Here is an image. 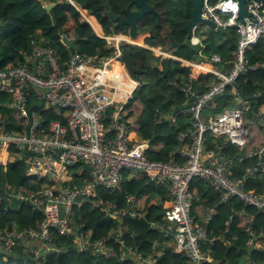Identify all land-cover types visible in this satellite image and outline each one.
<instances>
[{
	"label": "built area",
	"instance_id": "obj_1",
	"mask_svg": "<svg viewBox=\"0 0 264 264\" xmlns=\"http://www.w3.org/2000/svg\"><path fill=\"white\" fill-rule=\"evenodd\" d=\"M245 6L248 18L242 20L238 0H202L200 15L214 24L208 31L235 30L236 55L231 62H223L218 54L206 58V45L196 35L199 25L192 29L190 40L200 46L203 62H211L205 72L213 79L205 89L196 90L191 84L182 89L191 100V107L180 110L170 121L175 124L178 114H183L190 115L191 123L188 129L178 132L179 144L166 161L148 159L143 143L131 142L123 112L133 98V91L129 96L120 87L124 79L122 73L119 78L105 76L111 64L122 60L123 51L119 48L109 56L98 58L76 51L63 62L54 47L32 38L30 53H23V64L0 69V91L8 98L4 106L14 117L12 121L0 114V166L6 170L11 158L23 161L25 177L43 178L48 183L37 190L5 185L0 202L28 203L33 211L42 214L43 220L26 229H0L2 253L11 254L17 249L36 257L48 252L58 253L63 246L56 244L59 238L72 242L77 252L89 250L106 260L117 258L120 262L133 261V264H160L153 251L144 253L137 244H127L123 238L126 217L145 220L147 215L139 211L137 199L126 194L128 206L120 208L116 202L99 197V188L122 192L129 174L142 175L164 191L156 201L157 206H164L162 217L147 221L148 230L173 241L174 252L183 254L190 264L211 262L204 249L215 246L218 241L232 244L225 236L209 234L216 207L199 206L201 216L193 215V202L199 200L191 191L195 179L203 180L219 193L216 206L239 200L245 207L264 213V191L258 193L246 186L248 177H264V113L259 108L253 116L262 128L263 143L257 149L246 151L250 131L245 125V113L252 112L254 98L246 100L236 89L241 76L264 69V61L252 62L247 57L249 48L264 38V1L247 0ZM26 59L32 62L31 66ZM219 63L229 64L231 68H219ZM185 64L196 68L193 60ZM226 93L232 95L235 108L224 104L223 109L203 121V111ZM32 100L53 110H70L65 123L59 120L46 123L38 109L30 106ZM6 126L11 127L6 129ZM207 134L224 139L223 146L208 149ZM225 145L237 148V154L228 155ZM255 158L256 164L246 168L242 177L234 175L236 166ZM85 205L119 222L116 233L93 239L92 230L87 229L82 215H77ZM243 213L244 210L236 215L240 217ZM248 221L251 224L253 218L250 216ZM246 230L250 235L248 245L264 250L259 243L264 237L256 236L249 227ZM129 237L135 239L133 234ZM112 240L118 250L108 245ZM34 242L40 245L34 246Z\"/></svg>",
	"mask_w": 264,
	"mask_h": 264
},
{
	"label": "trees",
	"instance_id": "obj_2",
	"mask_svg": "<svg viewBox=\"0 0 264 264\" xmlns=\"http://www.w3.org/2000/svg\"><path fill=\"white\" fill-rule=\"evenodd\" d=\"M73 1L81 6L82 12H88L93 17L90 19L94 26L91 25V27L85 23L82 20L81 12L67 0H0V69L23 64L25 61L24 54L30 53L29 42L36 37V39H43L45 43L54 47L61 61H67L76 50L65 46L59 35L60 31L75 43L78 52L97 58L109 56L113 49H107L106 41L98 38L94 31L100 29L104 35L109 34L110 27L113 26L108 16L109 11H112L119 18H123L127 9L134 10V6H130L131 0ZM176 1L148 0L156 14H147L138 22L139 33L149 34L145 37L146 44L168 49L172 39L178 43H183L186 40L185 29L192 18L193 5L188 2L184 10V17H181L179 13L182 12V9L179 8V2L176 3ZM54 4H56L54 9L46 10V6ZM107 5L110 6L109 9H107ZM54 20L55 24L53 23ZM215 37L218 39L216 40ZM116 39L126 40L124 37L114 38V40ZM237 39L235 30L216 35L210 34L206 40L207 51L218 54L223 62H231L236 55ZM263 39L255 46L254 54L251 55L249 51L247 52V57L252 62L264 61V52L260 46ZM155 52L163 54L166 58L170 57L159 49ZM174 54L185 60H192L194 56V53L187 47L181 48ZM148 55L145 50L135 47L131 56L133 66L145 69L149 66L147 63ZM160 64L162 68L157 69L152 74V78L146 80L142 86H138L123 115L130 131L131 142L141 144L148 141L149 149L145 152L148 159L166 161L175 153V148L179 144L178 132L189 128L191 117L190 115L178 114L175 124L165 119L159 123V111L165 112L171 107L175 109L183 107L187 98L182 89L189 84L196 90L205 89L213 76L203 73L189 83L193 74L190 67L171 59H165ZM217 66L219 68L224 67V69L231 68L229 64ZM126 81L127 79L121 82V88L125 87ZM260 86L264 87V69L241 76L237 81L236 89L243 96L252 98L259 93ZM231 97V94L226 93L219 96L218 100H223L227 106H233ZM7 100V96L0 91V103H6ZM261 105H264V101L261 102ZM30 106L38 109L46 123L53 120L65 123V119L70 113V110L65 109L53 110L46 104L37 103L35 100L30 102ZM0 113L3 117L14 120L13 115H10L7 109H2ZM249 114L253 123L248 127L250 141L245 147L246 151L257 149L263 143L262 128L253 118L252 112ZM10 127L6 126V129ZM205 138L208 149L223 146L224 139L222 138L216 139L209 134ZM225 147V152L232 157L238 152L237 148L231 145H225ZM256 162L257 158L236 166L233 169L234 175L242 177L245 169L254 166ZM24 173V162L14 160V158L9 160L6 170L0 166V196L5 193L3 186L8 184L23 186L28 190H37L48 184L43 178L25 177ZM129 176L130 179L124 185L122 192L98 189L99 197L105 201L116 202L120 208L128 206L126 194L131 195L137 199L139 211L147 213L145 220H131L128 217L123 220V225L127 227L123 235L126 243L137 244L140 251L145 253L153 251L160 264H190L183 254L175 253L164 245L159 233L148 230L147 221L159 220L163 211V206L159 207L156 202H151L150 197L153 193L163 196L164 191L155 187L142 175L129 174ZM246 186L249 190L262 193L264 191V177H248ZM191 191L199 197V200L193 202L194 216H198L199 206L204 208L216 207L217 214L209 226L210 236L221 235L233 241V244L230 245L218 241L215 246L206 247L205 253L210 256L212 261L205 264L224 262L243 264V259L248 254L247 251L242 252L241 249L246 248L250 237L246 228L249 227L256 236L262 235L264 237V213L254 207H245L239 200H233L228 205L216 206L219 193L200 179L193 181ZM242 210L245 213L238 217L236 214ZM77 215L78 217L82 215L87 229H91L93 232V239H102L109 234L112 236L120 227L119 222L105 216L98 209L92 210L89 205L83 206L80 211H77ZM250 216L253 218L251 224L248 221ZM42 220V214L33 211L28 203L17 200H13L11 203H7L5 200L0 202V229L7 227L26 229L35 227ZM227 229L228 232H225ZM129 234L135 235V239H131ZM154 242L161 246L154 249ZM56 244L59 245L58 247L63 245L61 251L58 253L48 252L40 257L24 253L22 249H17L11 254H4L0 251V264H133V261L120 262L117 258L106 260L102 256H95L89 250L77 252L72 248L74 247L72 242H63V239H56ZM108 245L114 246L118 250V246L114 245L113 240ZM249 257L254 262L264 263V252L261 250L253 251Z\"/></svg>",
	"mask_w": 264,
	"mask_h": 264
},
{
	"label": "crops",
	"instance_id": "obj_3",
	"mask_svg": "<svg viewBox=\"0 0 264 264\" xmlns=\"http://www.w3.org/2000/svg\"><path fill=\"white\" fill-rule=\"evenodd\" d=\"M70 4H72L73 6H75L80 12H81V15H82V20L85 22V23H88V25H90L91 26V20H90V22H89V20H88V18H93L88 12H82L81 11V6L80 5H78V4H76L75 3V1H73V0H67ZM178 2V1H177ZM134 9H137L135 6H134ZM184 14H185V11L183 10L181 13H179V16H181V17H184ZM87 21V22H86ZM95 21V20H94ZM95 23H96V21H95ZM113 23V26L112 27H110V33L109 34H107V35H104L101 31H100V29L99 30H97V31H94L95 32V34H96V36L98 37V38H100V39H103V40H105L106 41V48L107 49H113V51L112 52H114V51H116V50H118L117 48H119V50L120 51H125L126 50V46H125V44L126 43H133V44H135V46H134V48L135 47H139V48H141V49H143V50H145L149 55H148V57H147V63H148V65L150 66V67H153V66H157L159 69H161L162 67H161V64H160V62L161 61H163V59H162V54H158V53H156L155 51L156 50H158L159 49V51L161 50L162 52H165V53H167V54H170L171 55V57H168V58H166V57H163L164 58V60L165 59H171V60H173V61H175V62H179V63H181V64H184L185 66H186V64H185V62H191L192 60H193V64H194V66L196 67V70L198 69V70H200V69H202V67H204L206 64H205V62H203V61H201V60H198L197 58H196V54L194 53V56H193V59L192 60H185V59H183V58H180V57H177V56H175V52H178L179 50H177L176 48H172V43H173V41H175L174 39H172V43H171V45L169 46V48L168 49H164L163 47H160V46H158V47H154V46H150V45H148V44H146L145 43V38H143L144 37V34H141V33H139L140 34V36H138V37H136V41H133V40H130V38H133L132 36H131V34H130V32H129V27L128 26H121V27H118V25L116 24V23H114V22H112ZM199 25V24H198ZM92 27V26H91ZM125 28H126V33H123L121 30H125ZM207 28H209L208 26H206V25H204V26H200L199 28H198V30L196 31V35L197 36H199V37H201L202 38V41H203V43L206 45L207 43H206V40H207V38H208V36L210 35V34H219V32H213V31H208V29ZM93 29V28H92ZM121 29V30H120ZM225 32H227V31H225ZM204 34H205V36H204ZM117 37H124L126 40H124V39H121V40H114V38H117ZM192 37V36H191ZM105 38V39H104ZM106 38H107V40H106ZM191 39V38H190ZM38 40V39H37ZM188 40V34H187V36H186V40L183 42V43H185L186 41ZM262 40V39H261ZM38 41H42V42H44L45 43V41H43V39H39ZM107 41H110V43L109 42H107ZM259 43V42H258ZM257 43V44H258ZM256 44V45H257ZM256 45H254V46H252V47H250L249 48V52H250V54L252 55V54H254V52L256 51V49H255V46ZM261 46V50L264 52V39H263V42H262V44L260 45ZM206 47H207V45H206ZM182 48H184V47H182ZM78 52V51H77ZM123 56V55H122ZM157 58H159L160 60L158 61L157 60ZM26 61H27V63H28V65L29 66H31L32 65V62H30L29 60H27L26 59ZM184 63H183V62ZM25 62V61H24ZM123 62H122V60H118L116 63H113V64H111L110 66H109V70L108 71H106L105 72V74L106 73H109L110 71H112V73L113 74H110V75H108V76H115V77H117V78H119V77H121V73H122V76H124V78L125 79H128V81L126 82V83H124L125 84V87L124 88H122V89H124V91H126L127 92V94L130 96V94H132V91H133V93L136 91V89L138 88V83L135 81V80H133L129 75H128V73H127V71H126V68L124 67V64H122ZM218 65H220V64H218ZM117 66H118V68H117ZM138 69H140V68H138ZM146 69V68H145ZM145 69H142V70H145ZM192 70V69H191ZM113 71H115V72H113ZM203 73H206L205 71H202ZM202 73V74H203ZM202 74H199V75H195V74H192V76L190 77V78H196L197 76H200V75H202ZM106 76V75H105ZM141 76H144V75H141ZM140 76V77H141ZM146 77V80H148V79H150V78H152V74L151 75H147V76H145ZM190 80V79H189ZM132 82L134 85H132L131 87H128L127 89H126V87L128 86V84H129V82ZM143 83H145V81H143ZM142 86V85H141ZM261 87H260V91H259V93L258 94H260L261 93ZM258 94H256V96L258 95ZM115 96H116V94H115ZM186 96V95H185ZM186 98H187V96H186ZM253 98V97H252ZM125 100H126V98H125ZM187 101H186V104L188 103V101H189V98H187L186 99ZM130 102V101H129ZM253 103H254V105H255V100H253L252 101ZM185 104V105H186ZM5 105V103H3V104H1V107H0V109L2 110V109H7L9 112H10V115H13V113L6 107V106H4ZM8 105V104H7ZM129 105V104H128ZM253 105V106H254ZM223 106H224V104H223ZM225 106H227V105H225ZM260 106H261V104H260ZM260 106H259V108H260ZM263 108H264V105H263ZM178 109V108H177ZM177 109H175V108H173V107H171V108H169L168 110H166L165 112H163V111H159V115H158V119H159V121H162V120H168V121H170V119L175 115V114H177V112H179V111H177ZM261 111L264 113V110H262L261 109ZM1 114V113H0ZM160 123V122H159ZM142 146L144 147V148H146V150L147 149H149V142L148 141H144L143 142V144H142ZM262 177V176H261ZM155 186V185H154ZM156 187V186H155ZM160 195H157L156 193H153L152 195H151V202H156L157 201V199H158V197H159ZM163 209H164V206H163ZM199 209H200V207H199ZM199 209H198V211H199ZM198 215L199 216H201V213H199L198 212ZM162 239H163V236H162ZM232 244H233V241L232 240H230V239H228ZM169 240L167 239V240H165V239H163L162 240V242H163V244L164 245H166L167 244V242H168ZM171 244H172V247L171 248H169L167 245V247L170 249V250H172V251H175V245H174V242L173 241H169ZM259 243H261V245L262 246H264V238H262V239H260L259 240ZM33 245L34 246H37V245H40V243L39 242H34L33 243ZM157 245H159V247L161 246L160 244H156L155 246H157ZM155 246H154V249H156L155 248ZM250 247V245H248V242H247V244H246V248H244V250L243 249H241V251L242 252H246L247 251V254L248 255H246L245 257H244V259H243V261H244V263L243 264H264V263H260V262H254V261H252L251 259H250V257H249V255H251L252 253H249L248 252V248ZM158 248V247H157ZM256 250H261V251H263L264 252V250L262 249V248H256V249H254L253 251H256ZM145 253V252H144ZM243 254H245V253H243Z\"/></svg>",
	"mask_w": 264,
	"mask_h": 264
},
{
	"label": "water",
	"instance_id": "obj_4",
	"mask_svg": "<svg viewBox=\"0 0 264 264\" xmlns=\"http://www.w3.org/2000/svg\"><path fill=\"white\" fill-rule=\"evenodd\" d=\"M190 1L193 5V11H192L193 20L189 22L187 28L185 29L186 33L188 34V40L185 43H178L176 41H173L172 48H176L177 50H179L182 47H187L193 53L196 54V58L198 60L204 61V58L199 54L200 46L192 44L190 40L192 36V29L196 28L198 24H199L198 28L200 26L206 25L209 28L213 29L214 24L211 21L205 20L204 18L201 17L200 14L202 11V8H201L202 0H190ZM238 1H239V6H240L239 16L242 20H244V18H248L246 6H245L247 0H238ZM255 1H260V0H255ZM130 6H135L137 9H134V10L127 9L125 11V16L123 18H119L112 11H109L108 16L112 22L118 25V27L128 26L129 32L132 37H138L140 36L139 31H138V22L142 20L147 14H152V13L156 14V11L151 7L148 0H131ZM55 7H56V4L46 6L45 8L47 11H51ZM109 8L110 6L107 5V9ZM53 23L55 24V20L53 21ZM218 32L225 33V30H219ZM59 35L62 39V42L65 44L66 47H69L71 49L78 51L75 43L71 41L70 39L64 37L62 31L59 32ZM148 35L149 34H145L143 38L147 37ZM125 46H126V50L123 52V56H122L124 67L126 68L128 75L132 79H134L138 83L139 86H141L144 83L141 80L140 76L141 75H144V76L151 75L159 68L157 66H153V67L147 66L145 70L135 68L132 64V59H131L135 44L126 43ZM261 90L262 91L260 94H258L256 97H253L255 100V105L253 106L252 116H254L258 112L261 102L264 101V87H261ZM244 99L250 100L251 97L244 96ZM190 107H191V100H189L188 103L184 105L183 107L178 108L177 111L188 110ZM240 155H242V153H240ZM3 189H4V186H3ZM157 247H159V245L155 246V248ZM253 250H254V246H250L248 248L249 253H252Z\"/></svg>",
	"mask_w": 264,
	"mask_h": 264
},
{
	"label": "rangeland",
	"instance_id": "obj_5",
	"mask_svg": "<svg viewBox=\"0 0 264 264\" xmlns=\"http://www.w3.org/2000/svg\"><path fill=\"white\" fill-rule=\"evenodd\" d=\"M177 1L179 2V8L182 9V11L185 10L186 4H187L188 2H191L190 0H177ZM177 1H176V3H177ZM88 20L90 21L91 19L88 18ZM191 20H193V17L191 18ZM191 20H190V21H191ZM86 22H87V21H86ZM87 24H88V23H87ZM120 30H121V29H120ZM121 31H122L123 33H126V28H125V30H121ZM204 36H205V34H204ZM36 38H37V37H36ZM215 38H216V40L218 39V37H215ZM41 42H42V41H41ZM165 50H166V49H165ZM156 51H158V50H156ZM211 54H212V53L209 52V51H205V52H204V55L206 56V58H207V56H210ZM162 55H163V54H162ZM168 55H170V54H168ZM163 57H164V56H162V59L164 60ZM206 58H205V59H206ZM157 60L159 61L160 59L157 58ZM211 65H212L211 62L207 61V62H206V65L204 66V68H208V67L211 66ZM191 69H192L193 74H195V75H199V74H202V73H203L202 70H198V69L196 70V68H192V67H191ZM110 74H113L112 71H110L109 73H106L105 75L108 76V75H110ZM140 78H141L142 81H146V77H145V76H141ZM123 81H125V79H124ZM223 104H224V101H223V100H218V98H216L215 101L212 102V104H211V108L206 109V110L203 111L201 119H202L203 121H206L208 117H210L211 115H213V114L216 113L217 111H220L221 109H223ZM251 104L254 105L253 102H251ZM231 105H232V104H231ZM229 107H230V108H235V106H229ZM260 108H261L262 110H264V108H263L262 105L260 106ZM252 123H253V121L250 119V114H249V113H245V125H246L247 127H250ZM166 245H167L169 248L172 247V244H171L169 241L167 242Z\"/></svg>",
	"mask_w": 264,
	"mask_h": 264
},
{
	"label": "bare ground",
	"instance_id": "obj_6",
	"mask_svg": "<svg viewBox=\"0 0 264 264\" xmlns=\"http://www.w3.org/2000/svg\"><path fill=\"white\" fill-rule=\"evenodd\" d=\"M92 24V26H94V24H93V22H91ZM95 31H97L96 29H95ZM130 40H133V41H136V37H133V38H130ZM168 55V54H167ZM168 56H170L171 57V55H168ZM117 68H118V66H117ZM200 70H204V71H207V70H209L208 68H202V69H200ZM113 72H115V71H113ZM124 77V76H123ZM125 79V78H124ZM124 79H122V80H124ZM127 81H128V79H127ZM126 81V82H127ZM123 82V81H122ZM125 82V83H126ZM132 85H134L131 81L129 82V84H128V86L126 87V89L128 88V87H131ZM140 149H142V148H140ZM5 156V154H4V152H3V154H2V157H4Z\"/></svg>",
	"mask_w": 264,
	"mask_h": 264
},
{
	"label": "clouds",
	"instance_id": "obj_7",
	"mask_svg": "<svg viewBox=\"0 0 264 264\" xmlns=\"http://www.w3.org/2000/svg\"><path fill=\"white\" fill-rule=\"evenodd\" d=\"M4 190L6 191V188H5V186H4Z\"/></svg>",
	"mask_w": 264,
	"mask_h": 264
},
{
	"label": "flooded vegetation",
	"instance_id": "obj_8",
	"mask_svg": "<svg viewBox=\"0 0 264 264\" xmlns=\"http://www.w3.org/2000/svg\"><path fill=\"white\" fill-rule=\"evenodd\" d=\"M264 1V0H263ZM206 51H207V47H206Z\"/></svg>",
	"mask_w": 264,
	"mask_h": 264
}]
</instances>
